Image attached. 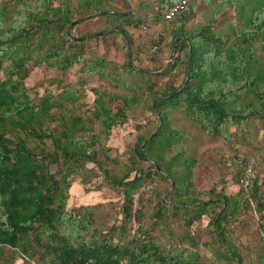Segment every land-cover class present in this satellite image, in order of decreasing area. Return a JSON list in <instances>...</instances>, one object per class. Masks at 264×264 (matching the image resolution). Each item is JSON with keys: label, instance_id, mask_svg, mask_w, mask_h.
Here are the masks:
<instances>
[{"label": "trees", "instance_id": "16d2710c", "mask_svg": "<svg viewBox=\"0 0 264 264\" xmlns=\"http://www.w3.org/2000/svg\"><path fill=\"white\" fill-rule=\"evenodd\" d=\"M75 1L76 7L71 6V0H57L56 5L54 0L0 1V264H12L17 259L29 264L23 255L36 257L38 264H202L198 251L187 249L198 245L189 231L177 237L171 233L168 247L149 231L165 228L169 218L182 219L190 227L204 215L209 217L207 227L217 245L216 255L243 264L241 252L228 234L251 210L259 215V230L254 249L257 257L250 263L263 264L264 175L257 174L254 167L248 197L241 188L233 195L214 187L197 191L194 181H201L204 172L198 180L192 179L198 158L186 154L182 146L188 134L172 127L170 117L178 112L198 124L205 135L225 141L237 133L248 138L247 129L255 120L264 126V0H220L213 7L217 14L193 27H188V22L197 0H189L187 9L170 20L160 11L177 0H141L129 12L105 8V0ZM208 1L202 0L201 5H209ZM228 10L233 11L237 27L232 23L226 28L215 26L212 19ZM93 12L108 22L95 29L96 33L105 42L109 36L105 31L113 30V36L124 42L122 49L129 46L132 65L126 59L120 64L110 62L97 52L86 57L85 42L91 30L80 36L73 32L81 29L84 20L80 17ZM149 18L164 28L165 34L158 37L160 44L166 34L171 36L170 47L178 37L173 62L166 68V61L157 64L162 46L150 51L155 44L152 39L147 49L151 64L143 67L140 50L144 45L128 30L148 32ZM113 45L119 49L115 41ZM29 64H44L60 73L77 64L80 72L110 80L129 92L92 89L95 95L90 114L99 131L91 134V119L72 111V105L84 94L82 86L62 85L63 80H58L54 89L44 90L33 100L24 83ZM178 66L182 67L179 85ZM122 74L138 78L139 85L134 80L135 87L129 89L121 80ZM157 77L166 78L162 90L156 87ZM136 87L144 94L142 107L156 116L157 130L149 140L144 131L138 134L133 146L126 147L129 156L122 172L112 174L106 166L107 150L99 144L100 136L107 138L113 126L129 119L130 105L138 101ZM139 161H151L153 171H138ZM87 162L94 164L95 176L120 189L122 195L121 223L104 232L94 227L88 207L66 210L67 190L75 182V174L86 170ZM249 162L243 157L231 158L228 169L235 172L233 180L239 177V184ZM54 164L55 172L50 170ZM156 176L170 186L173 182L171 193L163 196L165 192L157 187L141 193L133 213V195ZM204 194H208L207 200L202 199ZM147 205L154 210L146 213ZM131 217L145 222L137 224L125 242ZM182 243L188 246L183 248Z\"/></svg>", "mask_w": 264, "mask_h": 264}, {"label": "rangeland", "instance_id": "374dc122", "mask_svg": "<svg viewBox=\"0 0 264 264\" xmlns=\"http://www.w3.org/2000/svg\"><path fill=\"white\" fill-rule=\"evenodd\" d=\"M56 1L57 0H54V5H56ZM139 1L141 0H105V8L109 7V9H113L116 11L121 10L129 12L131 8L133 9L137 7ZM71 2L72 7L77 6L75 4V0H71ZM201 2L202 0L196 1V7L194 13L189 19L188 27L202 25L205 20L211 19L213 14H217L213 11V7L215 6V3L219 5L220 0H210L208 1L209 5L207 6L201 5ZM220 13L221 12H218V18L212 19L215 26L226 28L228 23H232L235 27H237L235 18L231 15L233 14V11L228 10L226 13ZM225 15H227L229 18ZM80 20H84L83 24L80 25L81 29L76 28L73 34L76 36H80L86 31L90 30L92 33L90 36H88V38H90L88 39V43L85 42V46L88 45L86 49V57H90L92 53L100 52V55L106 57L107 59H110L108 60L110 62L120 64L124 61V59H126L127 61V52L126 50L122 49L124 42L119 37L113 36V30L105 31V34H109V36L105 38V42L102 41V35L100 33H96L97 30L95 29H100L107 25L108 22L105 16L101 15L100 13L98 14L93 12L89 15H85L84 17H80ZM149 20V30L146 33L144 32L145 34L139 33L137 30L133 31L131 28H128L130 32H133L134 40L137 43H141L144 45L140 50V54L142 56L141 65L143 67H149L151 64V54H149L147 50L152 43L151 36L153 34H157V37H161L165 34L164 28L161 24H156L154 18H149ZM152 30L154 32H152ZM165 37L168 40L167 46L160 49L161 51L164 50L160 53V55H162L163 59H165V64L167 67L171 62H173L172 59L174 58L175 53L171 58V36L166 35L163 37V39H165ZM114 41L118 44L119 49H116L113 45ZM80 67V65L74 64L69 68L67 72L60 73L56 71L54 67H46L44 64L40 66L29 64L30 73L24 80L26 91L30 98L36 100L39 95L43 94L44 90L50 87L54 89V86L58 84V80H63L62 85L71 83L75 88H79L80 86H82L84 94L82 93L83 95L81 96L79 101L76 104L72 105V111L75 114L82 115V117H84L85 119H91L93 127V131L91 132V134H97L99 131V125L95 120H92L90 114V111L93 107V100L95 95H93L92 89H100L104 87L109 91H119L122 94H126L127 92H129V90L126 91L125 88L116 86L115 83L111 82L110 80L102 79L95 74L86 75L83 72H80ZM109 70H112V67H109ZM181 71L182 67L178 66L176 68V72L180 73V76L178 77V80L176 82L177 85H179L182 80ZM174 73L175 72H173V74ZM0 77H2L1 73ZM80 77L83 78L82 84L80 83ZM121 77V80H125V84L129 89L135 87L133 85L134 80V82H137L136 84L139 85V80L136 77H130L126 74H122ZM155 81L157 82L156 87L158 89L162 90L166 86V78L157 77L155 78ZM134 91L136 92L138 101H135L130 105V109L128 110L129 119L122 125L113 126L107 138H105L103 135L100 136L99 144L105 147V149L107 150L109 161H107L106 166L112 174H120L122 172V164L127 162V158L129 156V153L126 151V147L133 146L136 141L137 135L144 131L145 135L149 134L150 136L156 128V116L152 111H149L148 107L144 108L141 105L144 99L142 90L136 87V90ZM55 92H57V89H55ZM66 105L68 107H71L69 103H66ZM145 109L147 111H144ZM173 115L174 116L170 117L171 126L177 130L182 129L185 133L188 134V139H184L185 142H183L182 146L186 154L188 156L196 158H199V156H202V158L204 157L205 159L207 157L211 158L217 165V172L215 174L216 177H218L221 172H225V170H227V172L224 173L225 175L231 174L232 176V173H234L235 175L234 171L228 169L226 163L231 162V158L239 159L240 157H243L248 161L254 160L256 163V173H260V176L264 175V164L262 163L263 154L261 150L264 149L263 122L255 120L254 123L248 127V138L245 139L241 135V133H237V135L233 134L230 140L225 141L221 137H212L205 135L198 124L192 123L182 115H179L178 112L174 113ZM231 129L234 130L232 127ZM179 148L180 147H176L177 150ZM99 157H101V154L99 155ZM151 163V161H139L136 164V167L138 171L145 169L153 171L154 168H151ZM93 167V163L87 162L86 170H82L75 174V182L67 190L68 198L66 202V210H71L76 207H80L81 209L85 206L88 207L89 212L94 220V227H97L104 232L109 230L113 225H119L121 223L123 200L120 189L111 188L108 183L102 181L100 177L95 176V174L92 172V169H94ZM50 170L55 172L56 165H51ZM193 177L195 179L194 174L192 176V179ZM216 177L212 176V180L215 181ZM85 178L87 179V181L85 183H82L80 180ZM238 178L239 177H236V179L234 178V181H239ZM155 179L145 182L154 184L153 188L150 191L157 187V189L159 188L161 192H165L163 196L169 195V193H171L172 191L169 182L166 180H161L157 178V176ZM217 180L223 181L222 174L221 177H219ZM156 184L158 185L156 186ZM238 187L240 189V184ZM202 199L207 200L208 194H204ZM136 207H138V203ZM152 209L154 210V207L151 205H147V207H145L146 213H148L149 211L151 212ZM247 215V217H243L241 219L243 220L241 221L243 223L234 225L233 233L228 234L231 241L236 245L237 248H239L243 257V264H251L250 262H254L257 257L254 249L257 248L256 244L258 242L256 231L259 230V215L252 210L250 212H247ZM143 222H137L134 217H131L129 233L124 238L125 242H128V240L131 239L132 234H134L136 230L135 228L137 227V224L143 225ZM166 222L168 223V227L166 226L165 228L160 230L154 229L149 231L150 235H152L153 237H157L158 239L156 238V241H158L163 246L168 247L170 245L169 240L171 233H173V235L177 237V235L182 234L184 231H189L190 235H192L198 242V245L196 248L189 246V248L187 249H189L191 252L198 251V254L200 255V262L202 264H235L232 260L229 261L216 255L215 251L217 250V245L212 241L208 232V216H202L200 220L195 221L190 227H186L182 219L169 218ZM134 223L136 226L133 227ZM114 241H117L116 238H114ZM186 246H188L187 243H182L183 248ZM6 251L7 249L5 248L4 252ZM35 259L37 260L36 257H34L33 259L25 260L29 261L30 264L31 261L36 262Z\"/></svg>", "mask_w": 264, "mask_h": 264}, {"label": "crops", "instance_id": "0c3cea01", "mask_svg": "<svg viewBox=\"0 0 264 264\" xmlns=\"http://www.w3.org/2000/svg\"><path fill=\"white\" fill-rule=\"evenodd\" d=\"M155 23L160 25L159 22H155ZM152 32H154V31L152 30ZM165 39L163 40L162 48H165L167 46L168 40L166 37H165ZM97 53L100 54V52H97ZM104 58L106 60H110V59H107L106 57H104ZM164 61H165V59H163L162 55H159L158 60H157V64H159L160 62H164ZM165 65H164V67H165ZM199 153H201V152H199ZM203 158H202V156H199L197 166L193 170L195 179H197V180L199 179L200 173L204 172V177L201 181H194L195 182L194 184L197 185V191H199V192L209 191L211 188L214 187L217 191L223 189V191L226 195H233V194L237 193L239 190V187H238L239 184L237 181L233 180V178L231 177V174H228V175L223 174V173L227 172V170H225V172H223V173L221 172L220 175L218 177H216L215 174L217 172L216 171L217 165L214 163V161L211 158L207 157L206 159L204 158V160H203ZM221 174H223V181H218L217 179L219 177H221ZM212 176L216 177L215 181L212 180ZM12 264H22V260L17 259Z\"/></svg>", "mask_w": 264, "mask_h": 264}, {"label": "built area", "instance_id": "2783aa9c", "mask_svg": "<svg viewBox=\"0 0 264 264\" xmlns=\"http://www.w3.org/2000/svg\"><path fill=\"white\" fill-rule=\"evenodd\" d=\"M189 0H177L175 3L171 4L165 11H160L163 15V18L165 20H170L173 18V16L177 13V12H180V11H185L187 9V4H188ZM151 39H153L155 41V44H153L151 47H150V51H155L157 50L158 48H161V46L163 45L160 44L158 42V37H157V34H153L151 36ZM227 166H230V162H227L226 163ZM254 167H255V161L254 160H251L245 167V171H244V178L243 180L240 182V188L243 190V192L247 195V197L249 196V186H250V182H251V179L254 177ZM153 183H145L141 188L140 190L135 193L133 195V212L135 211L136 209V206H137V201L139 199V195L141 193H145V192H148L150 191L152 188H153ZM136 226L135 223L133 225V227ZM138 226V225H137ZM137 228V227H136ZM135 228V229H136ZM261 236H262V240L264 242V234L261 233ZM23 257L25 259H28L26 256L23 255ZM30 264H38L37 262L35 261H31Z\"/></svg>", "mask_w": 264, "mask_h": 264}, {"label": "water", "instance_id": "95a60500", "mask_svg": "<svg viewBox=\"0 0 264 264\" xmlns=\"http://www.w3.org/2000/svg\"><path fill=\"white\" fill-rule=\"evenodd\" d=\"M76 23V20L75 21H73L71 24H70V26H69V28H68V31L69 32H71V29H72V27L74 26V24ZM177 40H178V37L175 39V41H174V43H173V45H172V54H171V58H172V56H173V54L175 53V48H176V43H177ZM126 52H127V61L129 62V64L130 65H132V62H131V58H130V48H129V46H127V48H126ZM168 62V61H167ZM165 67H166V65H165ZM164 67V68H165ZM164 68L162 69V71L164 70ZM168 96V95H167ZM167 96H165V97H167ZM165 97H162V98H165ZM157 102V101H156ZM155 102V103H156ZM154 103V104H155ZM154 104L152 105V108H153V106H154ZM156 130L157 129H155L153 132H152V134L149 136V138H148V140L154 135V133L156 132ZM172 187H173V182H171V189H172Z\"/></svg>", "mask_w": 264, "mask_h": 264}]
</instances>
